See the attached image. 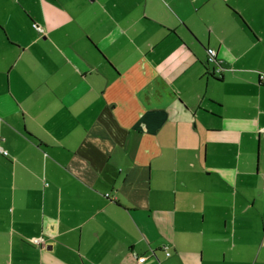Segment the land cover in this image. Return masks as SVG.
I'll return each instance as SVG.
<instances>
[{
  "label": "crops",
  "instance_id": "0c3cea01",
  "mask_svg": "<svg viewBox=\"0 0 264 264\" xmlns=\"http://www.w3.org/2000/svg\"><path fill=\"white\" fill-rule=\"evenodd\" d=\"M262 74L264 0H0V264H264Z\"/></svg>",
  "mask_w": 264,
  "mask_h": 264
},
{
  "label": "built area",
  "instance_id": "2783aa9c",
  "mask_svg": "<svg viewBox=\"0 0 264 264\" xmlns=\"http://www.w3.org/2000/svg\"><path fill=\"white\" fill-rule=\"evenodd\" d=\"M35 26H36V28L38 30L44 31V28L41 25H39V24L36 23ZM208 52H209V55H210V57H209L210 58V61H215L216 60V57L214 55V54H216L215 50L212 49V48H208ZM261 80H263V82H264V74L261 75ZM6 152L7 151H5V154H7ZM30 241L32 243L37 244V245H40L42 247L48 246V242L42 236L32 237V238H30ZM139 259L141 261H143V260L146 259V256H144V255L143 256H140Z\"/></svg>",
  "mask_w": 264,
  "mask_h": 264
},
{
  "label": "rangeland",
  "instance_id": "374dc122",
  "mask_svg": "<svg viewBox=\"0 0 264 264\" xmlns=\"http://www.w3.org/2000/svg\"><path fill=\"white\" fill-rule=\"evenodd\" d=\"M224 236L225 234H223V231H221V235H219L221 241H223ZM251 251L253 250H249L248 253H251Z\"/></svg>",
  "mask_w": 264,
  "mask_h": 264
}]
</instances>
